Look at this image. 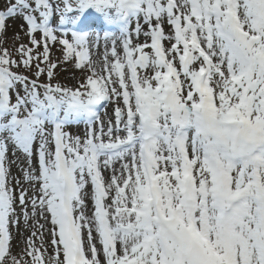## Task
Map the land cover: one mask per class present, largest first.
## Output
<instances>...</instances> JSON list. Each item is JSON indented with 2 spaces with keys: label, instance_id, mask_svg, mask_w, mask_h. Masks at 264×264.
<instances>
[{
  "label": "rangeland",
  "instance_id": "rangeland-1",
  "mask_svg": "<svg viewBox=\"0 0 264 264\" xmlns=\"http://www.w3.org/2000/svg\"><path fill=\"white\" fill-rule=\"evenodd\" d=\"M0 264H264V0H0Z\"/></svg>",
  "mask_w": 264,
  "mask_h": 264
}]
</instances>
